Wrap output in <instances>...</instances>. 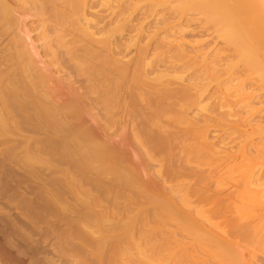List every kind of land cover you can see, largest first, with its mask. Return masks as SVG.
<instances>
[{
  "label": "bare ground",
  "instance_id": "obj_1",
  "mask_svg": "<svg viewBox=\"0 0 264 264\" xmlns=\"http://www.w3.org/2000/svg\"><path fill=\"white\" fill-rule=\"evenodd\" d=\"M134 21L135 37L125 44L124 33L132 30ZM132 46L135 57L125 60V48ZM54 68L66 76L57 89L51 80ZM124 101L135 108V144L139 146L135 149L139 155L141 150L146 153L141 154L143 159L136 155L143 160L136 167L140 170L146 165L147 169L141 166L142 176L135 167V180L129 177V169L116 165L115 144L109 143L116 124L113 116L125 106ZM87 122L97 130L86 127ZM22 129L29 131L26 137L22 135L20 143L12 140L14 132L20 136ZM9 141L11 147L6 151L12 158L38 163L50 155L51 161H68L65 169L76 166V172L85 173L82 178L91 171L112 174L114 186H124L141 198L138 206L151 207L150 215L139 212L120 229L115 226L122 232L120 239L93 241L99 260L108 248L109 257L117 261L123 241L135 248L138 264H171L187 248L189 253L179 257H186L190 264H264V0H0V144ZM150 150L163 161V168L176 161L184 169L176 167L181 170L178 176L193 181L176 190L166 187L167 180L159 174L148 175L155 161ZM221 151L224 162L218 158L223 156ZM221 161L225 173L237 172L238 179L231 178L236 180L231 185L233 198L225 191L228 202L224 188L217 185V192L210 191L214 187L206 184L211 182L210 175L208 181L200 178L207 170L201 166L211 169L210 162ZM113 162L116 167L108 166ZM187 162L195 169L189 163L186 167ZM230 163L235 165L227 170L225 164ZM65 169L61 173L70 171V167ZM208 170L207 175L211 174ZM71 181H65L60 191L63 181L57 180L62 183L57 194L53 188L47 192L45 186L44 203L56 206L75 200L79 208L68 206L80 219L74 232L83 239L92 233L82 227L94 222L97 199L90 197L89 190H80L84 179L79 185L74 179L77 186ZM155 186L160 191L157 194ZM206 186L211 188L199 189ZM62 190L73 202L65 200ZM220 192L226 200L219 197ZM230 199L241 203L234 204L237 210L232 213V207L224 208L221 223L206 222L205 212L218 215V206L235 202ZM175 214L195 220L201 215L205 220L195 221L186 232V221H179ZM147 217L160 223V234L174 224L175 230L165 231L172 239L166 237L160 243L165 257L153 255L156 245L151 243ZM134 227L138 240L131 235ZM175 236L188 245L175 242ZM141 243L148 246L141 247Z\"/></svg>",
  "mask_w": 264,
  "mask_h": 264
},
{
  "label": "rangeland",
  "instance_id": "obj_2",
  "mask_svg": "<svg viewBox=\"0 0 264 264\" xmlns=\"http://www.w3.org/2000/svg\"><path fill=\"white\" fill-rule=\"evenodd\" d=\"M126 32L124 33L125 40L123 37V41L125 42V44L130 41L129 38L131 39L132 37H135V21L132 23V30H129L127 33ZM124 42L123 43L121 42V44H123V47L125 46ZM127 44H129V43H127ZM125 50L128 53V54L125 53L126 54L125 60L128 58H134L135 57V49L133 46L128 48V49L125 48ZM55 70L56 69L54 68V71L52 72V75H51V80L53 82V86L55 87V89H57V88H61L63 86V83L65 81L66 76L63 75L62 72L55 71ZM152 75H150V76L152 77ZM126 102H127V100H126ZM126 102L124 101V103H125L124 107L123 106L120 107L121 111L116 112L113 116V119L116 122V124H115L114 128L111 129L112 131L110 130L111 134H109L110 135L109 137H111V140L110 141L107 140V142L109 141V143L111 142V143L115 144V145L112 144L113 145L112 147H114L113 148L114 152L117 153L116 160H115V161H117L116 165L118 167H121V168L129 169L128 170L129 177L131 179L135 180V178H136L135 167L138 164H140L141 160H140L139 156L141 154H143V152L145 150H141L143 152H139V153H141L139 155L138 151H137L138 149L137 150L135 149L136 148L135 147V145H136L135 144V135L138 132L137 129L135 130V112H134L135 108L132 107L131 105L128 106L126 104ZM93 113H95V112H93ZM92 124H93V126H92ZM85 126L88 128H95L96 125L92 122H87V123H85ZM169 130H172V128L171 129L169 128ZM176 130L177 129L175 128V130L174 131L172 130V131L175 132ZM27 132H29V131H26V129H22L21 132H19L20 136H17L18 135L17 132H14L16 134L13 133L14 135H13L12 140L15 141L17 139L15 142H19L21 140L20 138L22 137V135L25 136V134H27ZM213 134L214 133H212L211 135H213ZM28 135H29V133H28ZM138 135H139V133H138ZM214 135H216V134H214ZM96 136H98V133L96 134ZM100 136H101V134H100ZM40 137H41V135H40ZM214 137L215 136H213L212 138H214ZM101 138H102V136H101ZM18 139H20V140L18 141ZM101 140H103V139H101ZM191 140L188 139V142H190ZM22 141H21V144H22ZM117 141H119V142H117ZM184 141H187V140H184ZM213 141L210 140V142H213ZM216 141H217V138H216ZM216 141H214V143H216ZM191 142H193V140ZM31 143L32 142H30V145L32 147ZM116 143H118V145ZM194 143H195V141H194ZM183 144H184V142H183ZM142 145H145V144L142 143ZM191 145H193V144H191ZM9 147H11L10 141L8 143L5 142L3 144H0V264H138L139 263L137 261V258H135V254H136L135 248L127 247L125 242H123V241L119 242L120 247H121L119 252H121V254L119 252H116V254L117 253L120 254V255L117 254L118 257L116 256V258L118 259L117 261L114 260L115 262H113V258L109 257L111 255V252L109 251L108 248L105 250V252H103V258H102L103 260H99L100 258H97V256H96V251H95V247L93 246V241L104 240L105 242L110 243L115 239H120L122 232H121V230L116 229L115 226L118 225V227L120 229V226L122 223H124L125 221H127L129 219H134L136 217V215L139 214V212H150L147 214V215H150L152 212L151 207L145 208L148 206V204L142 203L140 206H138L139 204L137 205V201L142 200V199L135 197V195H133L132 193L131 194L128 193L127 189L124 186L118 187L116 185V183L114 186V183L112 184V181H114L112 179V177H114L112 174H102L101 175V174H98L97 172L91 171V173L93 172L94 174L92 173V175H91V173L89 172L88 173L89 175H87L86 177L84 176V178H82L83 174H85V173L80 174L78 170H77L78 172H76V170H75L76 166H73V168H72L71 167L72 165L70 164L71 166L69 165L68 168L65 169L69 163L67 165L65 163H67L68 161H65V163H61L62 160H64V159H59L61 162L56 161V159L55 160L53 159L55 157L54 156L52 158L53 160L51 161L52 156L50 157V155L49 156L45 155L44 156L45 160L39 161L38 163L37 162H29L28 163V162H24L22 160H19L17 158L16 159L12 158V156L10 157L6 151V150H8ZM138 147L139 146H137V148ZM143 147L144 146H142L141 148H143ZM145 147H147V146L145 145ZM17 148L18 147H16V149ZM141 148H139V150ZM146 149L148 150V147ZM180 151H182V150H180ZM150 152L151 153H149V151H148V153L153 156V160H155V161L151 162V164H150L151 166H149V170H147L149 172L148 175H150L152 173H155L156 175L159 174L165 180H167L166 181L167 184L165 185L166 187L172 186L176 189V187L178 188V186L181 185L182 183H183L182 185H184L187 181L190 180V178H192V177L188 178V177L178 176L177 171H179L181 168L179 166L177 167L178 163H176L177 165H175L176 161H173L174 163H172V161H171V163L173 165H171L170 167H169V165H167L169 163H167L166 164L167 168L165 166H164L165 168H163V166H162L163 161H158V158L156 156H154V152L151 150H150ZM221 152H222V155L225 153V152L223 153V151H221ZM221 152L219 153V155L221 154ZM226 152H227V150H226ZM137 154L139 156H136ZM145 154H143V155L145 156ZM179 154H181V153H179ZM182 155H181V157H182ZM56 157H58V156H56ZM141 157H142V159L145 158L142 155H141ZM214 157H216V158H214V160L217 159L216 155ZM218 158L219 159L221 158V160L223 162L225 161L224 155L221 157L218 156ZM18 161L19 162L22 161V163H19ZM222 161H221V164L220 163H217V164L213 163L212 164V162H214V161L210 162L211 163L210 165H212L211 169L208 168V166L204 167L205 165L204 166L200 165L202 167V169H207V170L210 169L208 171L209 172L211 171L210 172L211 174L207 175V170H206V174L204 171L203 175L200 173L201 172L200 170H198V171H200L198 173L196 172L197 171L196 170L195 173H197L198 176H201V175L204 176V177H200V178L201 179L205 178V180H207V178H208L207 176L210 175L211 176V179H210L211 182H209L207 180L208 182L206 184L208 185V183H209V185H211L210 183H212L211 187L216 186V188L212 187V189L210 191L211 192H212V190L216 191L217 185H219L220 190L222 188L225 189V190L223 189L224 191L222 192V193H224L223 195H225L228 192L230 193V191H235V188L233 190V187L231 185H232V182L236 184V182H234L236 180L232 179V181H231V178L237 176L236 175L237 172H234L232 174V172L230 170L229 174L225 173L227 171L224 170L225 169L224 166H223L224 169L221 167V165H224V164H222ZM141 162H143V160ZM192 162H190V163H192ZM161 163H162V165H161ZM188 163L189 162H187L185 164V166L186 165L188 166ZM190 163H189L188 167L190 168L192 166V168H193L194 162L192 164H190ZM234 163H232V164L230 163L228 165L225 164V166H227L226 169L228 170V169H230V167L233 168L235 165ZM24 164L27 167H29V166L30 167L26 168V166L25 167L23 166ZM111 164L109 163L108 166L114 165L116 167L114 162ZM52 165H54V166H52ZM210 165H209V167H210ZM47 166H49V167H47ZM55 166H56V168H54ZM141 166H140V170L136 167L138 169L137 171L141 172L142 167L146 168V165L142 166V167ZM194 166H196L195 163H194ZM216 166L217 167L219 166V167L217 168ZM32 167H33V171H31ZM69 167H70V169H69ZM176 167L180 168V169L178 170ZM196 167L198 169L199 166H196ZM213 167H215L217 169V173L221 172L220 174L218 173V175L216 177L212 173L213 172L212 169H215ZM59 169H60V171H59ZM64 169H65V171L66 170L68 171V169L70 171L71 170L72 171L71 172L69 171L67 174H66V172L61 173V170L64 171ZM193 169H195V168H193ZM181 170H184V169H181ZM181 170H180V172H181ZM142 171H143V168H142ZM186 171L187 170H185V172ZM180 172H179V175H180ZM202 172H203V170H202ZM96 173L98 175H101V177H99ZM137 173H139V172H137ZM141 173L143 174L142 176H144V172H141ZM182 173H184V172L182 171ZM62 174L63 175L66 174V175L63 176ZM155 174L154 175L152 174L150 176H155ZM199 174H201V175H199ZM238 174H240V173H238ZM153 178H155V177H152V179ZM235 178L238 179L237 177H235ZM71 179H72V181H71ZM74 179L76 181H78V182L80 181V182L78 183V182L74 181V182H76V184H75L73 182ZM83 179L86 183L83 181ZM155 179H157L156 181H159L158 178H155ZM194 179H195V177H194ZM57 180H59L60 182L63 181V185L61 186L63 188L59 187L60 182L58 183ZM65 181H66V183H69V181H71V183L73 182L72 184H75L76 186H77V183L79 185L81 183V181H83L85 184H82L83 183L82 182L80 185L81 189H80V187H79V189L80 190L86 189V191L89 190L90 192L88 191V193L91 194L90 197L97 199V200H95L94 212L92 214L94 216V222H91L90 225L83 224V227H82V228L89 229V232H92V233H87V238L82 239V237L77 236V232H74L78 228L77 225H75V223H77L80 220L78 215L77 214L75 215L74 210L76 208H79V207H78V204L74 203L75 200H73V197L72 198L69 197L70 194H68L62 190V193H64L63 196H66V197H64L65 200L71 199L70 201H72V200L74 201V202L72 201L73 203L68 201L69 204L71 203L70 204L71 207L73 205L72 208L74 210H72V208L69 207L70 205L66 201L62 202L61 205H56V206L53 204L51 206H49L50 204L47 203L48 204L47 205L46 203H44L45 202L44 201V199H45L44 193L46 191L45 186L47 188V192H48V188H50L49 192H51V188H53L52 192H54V189L56 190L57 187H59V189L61 191V189H64L66 187V185H64ZM230 181H231V183H230ZM157 183L161 184V181L157 182ZM61 184L62 183H60V185ZM188 184L189 183H187V185ZM41 185H43V186H41ZM76 186H74V187H76ZM181 187L182 186H180V188ZM200 187H199V189H203L202 191H204V189L208 190L211 188V187L209 188L207 186H206L207 189L206 188H200ZM230 187H232V188H230ZM76 188H78V187H76ZM102 188H104V190ZM196 188L198 189V187H196ZM184 189H185V186H184ZM57 190H56V194L59 191V190L58 191ZM160 190H162V189H160ZM185 190L187 191V186H186ZM183 191H180V192L182 193ZM225 191H226V193H225ZM101 192H102V194H101L102 196H100ZM153 192H155L156 194L160 192L158 189V186H155V189L153 190ZM181 193H179V194H181ZM183 193H185V192H183ZM204 193H206V192H204ZM208 193L209 192H207L206 194H208ZM222 193L219 197L223 200L224 198H222ZM233 193L232 192L230 193L229 198H233V197H231ZM51 194L52 193H50V195ZM118 194H119V197L117 196ZM211 195H212V193H211ZM228 195L226 194L227 198L225 196V198L227 200L224 199L227 202L229 199ZM46 196H48V194ZM68 197H69V199H67ZM230 200L235 201V202L233 203L231 201L228 204H231V203H233V204L225 205V207H224V205H222L223 207L218 206L219 209H218V212L216 213L218 215L215 214L216 216H214V217H212L210 213L205 212L203 214V216L208 218L206 222L209 221V222L214 223V224L221 223L223 221L222 214L225 213V212H223L224 208H226L225 210H229V209L231 210L233 208L232 211H230L232 213H233L234 209L237 210V207H238L237 205L241 204V203H238L239 201H236V199L235 200L230 199ZM154 201H155V203H157L156 199H154ZM236 202H237V205H234V204H236ZM45 204H46V206H45ZM223 204H224V202H223ZM154 206H152V207H154ZM197 207H198L197 209L199 210L201 205H198ZM202 209L204 210L205 208L203 207ZM215 209H216V207H215ZM230 212H228V214ZM232 213L229 215L227 214V216L232 217ZM61 214H62V216H61ZM71 214H73V215H71ZM233 215H235V214H233ZM194 217H195V215H194ZM175 218L178 219L179 221H186V223H187V226L185 229L186 232L191 229V227L195 224V221H196V223H198L199 221L205 220V219H203V217H201V215L197 216L196 220L192 217H190V218H188L186 216L181 217L180 215H177V214H175ZM147 219H148L147 228L152 231L151 243L153 241L156 245V246L154 245L156 248V252H153V255L156 256L157 258L165 257L166 251H163V250L160 251L159 250L160 243H161V240H163V239L165 240V238L167 237L165 234H169V233H165L166 229H169L170 232L172 230H175L174 224L171 223L170 225H168L166 227V229L164 230V234L162 232V234H163L162 235V234H160L161 229H162V226H160V223L153 221V219L149 218V217H147ZM81 226H82V224H81ZM135 229H136V227L133 228L131 235H132L134 240H138L140 237H138L139 234ZM168 237H170V235H168ZM176 238L178 239L179 237L175 236L174 241L176 240V241L180 242L179 239H181L182 237H180L178 240ZM171 239H169V240H171ZM82 240H86L88 242H83ZM174 241H172V242H174ZM187 242L188 241L184 240V242H182V243H184V246H187L188 245ZM77 244H79L77 246L78 248L80 247L79 249L76 247ZM147 244L141 243L140 246L146 248ZM179 245H181V244H179ZM169 247L171 249L173 247V245L170 244ZM251 248L252 247H250V249ZM187 249H185L186 251L182 252L181 254L187 255V253H189V251ZM259 249H262V247ZM121 250L122 251L126 250L125 251L127 254V255L125 254L126 257H125V255H122ZM181 254H178L173 259H171L172 260L171 264L180 262L182 260H185L183 262V264H190L191 263L188 259H186V257L180 258L179 256ZM153 255H152V257H153ZM119 256H120V259H119ZM121 256H122V258H121Z\"/></svg>",
  "mask_w": 264,
  "mask_h": 264
}]
</instances>
